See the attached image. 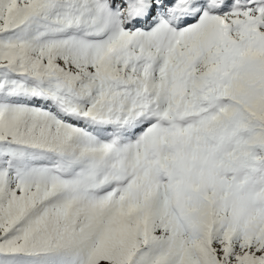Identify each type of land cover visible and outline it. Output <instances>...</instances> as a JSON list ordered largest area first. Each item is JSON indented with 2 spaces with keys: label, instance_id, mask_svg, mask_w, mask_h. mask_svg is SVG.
<instances>
[{
  "label": "snow or ice",
  "instance_id": "obj_1",
  "mask_svg": "<svg viewBox=\"0 0 264 264\" xmlns=\"http://www.w3.org/2000/svg\"><path fill=\"white\" fill-rule=\"evenodd\" d=\"M0 264H264V0H0Z\"/></svg>",
  "mask_w": 264,
  "mask_h": 264
}]
</instances>
